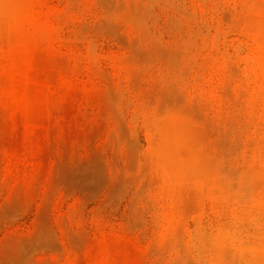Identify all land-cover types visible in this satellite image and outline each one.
<instances>
[{
  "label": "rangeland",
  "instance_id": "1",
  "mask_svg": "<svg viewBox=\"0 0 264 264\" xmlns=\"http://www.w3.org/2000/svg\"><path fill=\"white\" fill-rule=\"evenodd\" d=\"M0 264H264V0H0Z\"/></svg>",
  "mask_w": 264,
  "mask_h": 264
}]
</instances>
